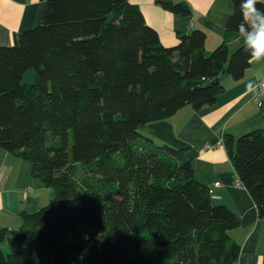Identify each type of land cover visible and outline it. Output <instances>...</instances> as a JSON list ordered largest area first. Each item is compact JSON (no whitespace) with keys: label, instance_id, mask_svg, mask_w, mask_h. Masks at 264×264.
<instances>
[{"label":"trees","instance_id":"trees-1","mask_svg":"<svg viewBox=\"0 0 264 264\" xmlns=\"http://www.w3.org/2000/svg\"><path fill=\"white\" fill-rule=\"evenodd\" d=\"M189 21L185 0H155ZM208 54L192 28L163 45L130 0H45L40 22L0 45V147L31 162L54 199L0 228V264H233L239 216L213 204L185 148L144 131L189 104L203 113L250 62L240 0ZM264 9V3L258 4ZM33 67L34 80L23 83ZM223 144L264 216V128ZM16 246L7 253L1 243Z\"/></svg>","mask_w":264,"mask_h":264},{"label":"crops","instance_id":"crops-1","mask_svg":"<svg viewBox=\"0 0 264 264\" xmlns=\"http://www.w3.org/2000/svg\"><path fill=\"white\" fill-rule=\"evenodd\" d=\"M130 1L138 5L145 22L157 31L165 46L174 45L180 34L192 28L203 30L206 54L222 40L233 9L232 0H185L191 8L186 21L155 0ZM44 7L45 0H0V45L11 44L14 33L37 25ZM242 43L239 35L230 39L229 52ZM261 81L264 61L249 62L240 80L221 76L224 89L211 109L199 113L186 104L165 119L149 122L144 131L155 143L185 148L195 178L212 188L211 202L238 214L239 225L230 231L240 244L233 264H264V216L258 215L251 195L239 182L223 144L226 133L236 138L264 128V97L246 94L249 82L259 85ZM31 167L29 160L0 147V228L20 226L21 211H34L54 198L53 188L33 176ZM214 181L220 184L214 186ZM5 242L14 247L12 240Z\"/></svg>","mask_w":264,"mask_h":264},{"label":"clouds","instance_id":"clouds-1","mask_svg":"<svg viewBox=\"0 0 264 264\" xmlns=\"http://www.w3.org/2000/svg\"><path fill=\"white\" fill-rule=\"evenodd\" d=\"M264 0H240L241 22L237 32L243 41L244 51L249 54L250 62L264 61V9L258 4ZM259 85L249 82L246 94L259 95Z\"/></svg>","mask_w":264,"mask_h":264},{"label":"rangeland","instance_id":"rangeland-1","mask_svg":"<svg viewBox=\"0 0 264 264\" xmlns=\"http://www.w3.org/2000/svg\"><path fill=\"white\" fill-rule=\"evenodd\" d=\"M34 76H35V70L33 67H30L28 68L25 73L23 74V77H22V82L23 83H31L33 80H34ZM54 199V198H53ZM52 199V200H53ZM51 200V201H52ZM14 245L13 246H16V242H13ZM1 247H2V250L4 253H7L9 252L10 250H12V248L14 247H9L8 245V242H3L1 243Z\"/></svg>","mask_w":264,"mask_h":264},{"label":"built area","instance_id":"built-area-1","mask_svg":"<svg viewBox=\"0 0 264 264\" xmlns=\"http://www.w3.org/2000/svg\"><path fill=\"white\" fill-rule=\"evenodd\" d=\"M258 91H259V95H258L257 97H258L259 99H260L261 97H264V81H261V82L259 83V89H258ZM219 184H220L219 181H214V183H213L214 186H218ZM211 191H212V188L208 186V192H211Z\"/></svg>","mask_w":264,"mask_h":264}]
</instances>
